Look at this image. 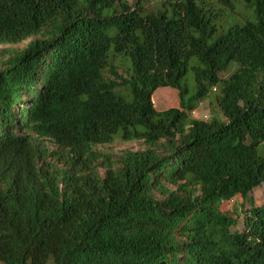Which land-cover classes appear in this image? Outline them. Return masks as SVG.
Returning <instances> with one entry per match:
<instances>
[{"label":"trees","instance_id":"16d2710c","mask_svg":"<svg viewBox=\"0 0 264 264\" xmlns=\"http://www.w3.org/2000/svg\"><path fill=\"white\" fill-rule=\"evenodd\" d=\"M27 40L0 60L1 263L264 264V0H0V44Z\"/></svg>","mask_w":264,"mask_h":264},{"label":"rangeland","instance_id":"374dc122","mask_svg":"<svg viewBox=\"0 0 264 264\" xmlns=\"http://www.w3.org/2000/svg\"><path fill=\"white\" fill-rule=\"evenodd\" d=\"M131 3L135 0H129ZM238 9H242L241 4L239 5ZM29 40L17 44V45H4L0 44V60L2 57H4L8 52L7 50L11 48H18L22 49L28 44ZM185 82L189 83V91L190 94H192L194 90V80L191 74L187 76L185 79ZM153 101L155 104V107L158 110H165L170 107H178L179 106V94L176 89H173L171 87H163L159 88L153 95ZM212 107L210 103V99L207 98L206 100L199 103L197 109H196V118H201L205 114H207L209 117L211 116ZM47 145L50 149L54 150L56 149V145L50 141L47 142ZM145 148V143L143 141H131V142H124L121 139H117L113 143L110 144H104L98 146V149L109 154L113 158H117L121 155L122 152H124L127 149L130 150H139ZM253 198L257 204H260L262 200L264 199V185L262 184L258 188H256L253 192ZM242 199L235 198L232 201H225L222 203L221 208L226 210L228 213L233 215L234 217L237 216L235 213V209L238 208L239 213L242 212ZM245 206L250 207V202L246 201ZM242 220V217L240 218V221ZM0 264H3L0 262ZM52 264V263H49Z\"/></svg>","mask_w":264,"mask_h":264},{"label":"built area","instance_id":"2783aa9c","mask_svg":"<svg viewBox=\"0 0 264 264\" xmlns=\"http://www.w3.org/2000/svg\"><path fill=\"white\" fill-rule=\"evenodd\" d=\"M195 115H196V110H194L192 112V116L195 117ZM201 119L207 120V119H209V116L207 114H205L203 117H201Z\"/></svg>","mask_w":264,"mask_h":264}]
</instances>
